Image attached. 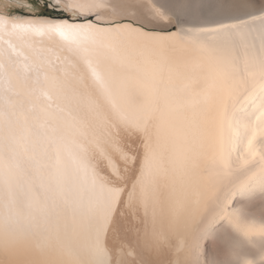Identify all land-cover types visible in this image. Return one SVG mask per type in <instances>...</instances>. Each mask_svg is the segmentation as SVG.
<instances>
[{
	"label": "snow or ice",
	"instance_id": "1",
	"mask_svg": "<svg viewBox=\"0 0 264 264\" xmlns=\"http://www.w3.org/2000/svg\"><path fill=\"white\" fill-rule=\"evenodd\" d=\"M257 4L185 27L195 6L177 0L167 32L107 0L46 4L96 23L0 13V264H128L107 244L125 211L157 249L177 237L170 264H215L197 226L245 185L264 193V0L199 5Z\"/></svg>",
	"mask_w": 264,
	"mask_h": 264
},
{
	"label": "bare ground",
	"instance_id": "2",
	"mask_svg": "<svg viewBox=\"0 0 264 264\" xmlns=\"http://www.w3.org/2000/svg\"><path fill=\"white\" fill-rule=\"evenodd\" d=\"M56 4L57 0H50ZM61 4L73 2H88V0H59ZM108 3H120L130 6L128 8L129 17L135 16L137 23L143 22L145 28H154L156 30H165L175 24L176 9L172 7L177 0H107ZM209 0H191L195 6L192 14L185 17L187 26H210L217 20H227L229 16L240 15L254 12L259 14L253 8H234L227 13L205 14L201 15L199 5L207 4ZM8 4L22 3L18 0H0V13L9 9ZM152 5L159 6L166 15L170 16L172 23L167 20H161L158 23L149 22L152 11ZM25 9V8H24ZM60 9V8H59ZM72 18H84L78 13L65 11ZM13 14V15H12ZM25 17L19 13H11L13 17L23 20H46L54 21L48 18L36 15ZM90 16V15H89ZM95 19V14H92ZM128 20V19H125ZM96 21V19H95ZM97 22V21H96ZM258 115V113H257ZM245 143L238 146L236 156L244 151ZM225 196L222 194L220 203L223 205ZM215 208V206H213ZM224 218L217 220L215 223H209L206 216L197 226L194 239L198 240L199 253L201 259L215 261V264H245L250 261L251 264H264L261 260V254L264 253V234L260 229L264 227V193H262L255 183L245 185L237 189L231 199L228 200L227 206L223 208ZM137 219L130 212L125 211L123 216H118V230L116 234L109 235L107 244L109 248L121 250L123 258L128 264H170L174 260L173 247L178 243L175 236L167 235L159 241V249L151 235H146L145 224L142 214ZM235 225V227L233 226ZM250 229L249 237H245L244 230ZM150 233V225H149Z\"/></svg>",
	"mask_w": 264,
	"mask_h": 264
},
{
	"label": "water",
	"instance_id": "3",
	"mask_svg": "<svg viewBox=\"0 0 264 264\" xmlns=\"http://www.w3.org/2000/svg\"><path fill=\"white\" fill-rule=\"evenodd\" d=\"M38 1L40 4L44 5L45 7H46V4L52 3V1H50V0H38ZM52 4H54V3H52ZM18 13L22 16H25V17L33 16L32 13H27V12H23V11H20ZM40 17L48 18V19L54 20V21H65L66 20L69 23H85V22L96 23V21L92 15L88 16L87 19H85V18H72L69 14H67L65 11L60 10L59 8L52 9V8L46 7V13ZM122 22H129V20H123ZM146 29L158 31L154 28H146ZM174 30H175V27L172 26L168 29L159 30V31L160 32H167V31H174Z\"/></svg>",
	"mask_w": 264,
	"mask_h": 264
},
{
	"label": "rangeland",
	"instance_id": "4",
	"mask_svg": "<svg viewBox=\"0 0 264 264\" xmlns=\"http://www.w3.org/2000/svg\"><path fill=\"white\" fill-rule=\"evenodd\" d=\"M18 1L22 3L21 5L31 3V5L34 7L35 11L30 12L26 8L24 9V7H21V5L18 6L17 4H8V6L9 5H11V6H9V9L6 12L7 13H18L20 11H23V12H27V13H35L36 15H44L46 13V7L42 4H40L38 0H18ZM256 7H259V4H257ZM157 32H160V31H157Z\"/></svg>",
	"mask_w": 264,
	"mask_h": 264
}]
</instances>
